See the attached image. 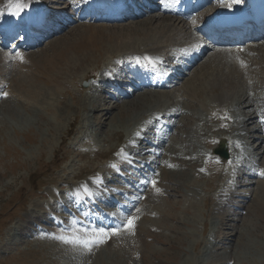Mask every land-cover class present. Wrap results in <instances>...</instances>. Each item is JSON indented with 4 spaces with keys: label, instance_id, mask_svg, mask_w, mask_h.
<instances>
[{
    "label": "rangeland",
    "instance_id": "rangeland-1",
    "mask_svg": "<svg viewBox=\"0 0 264 264\" xmlns=\"http://www.w3.org/2000/svg\"><path fill=\"white\" fill-rule=\"evenodd\" d=\"M55 1L50 0L49 5L56 7ZM153 16L158 17L157 14ZM60 17L62 15L56 18ZM145 20L108 25L82 19L42 46L22 51L20 55L29 53L30 56L22 62L15 58L17 54L13 59L18 62H12L6 54L8 51L0 48V264H264V176H248L264 170V152L260 149L264 144L258 147L260 142L233 144L230 141L234 161L248 164L246 171L226 165L206 168L205 160L194 161L196 163L186 166L188 168L169 166L168 170L177 172L176 177L159 181V192L152 186L143 185L135 198L129 195L133 198L132 203H127L124 191L129 190L132 183L139 182V169L136 161L121 164L124 162L118 161L121 150L116 149L118 146L127 149L137 131L145 130L146 123L152 122V114L180 108L174 113L182 121L165 148L188 154L190 159L208 152L206 138L213 136L211 129L216 125L195 124L199 117L197 110H204L202 101L215 108L214 97L218 94L225 96L223 100L226 99L227 105L229 101L243 100V96L250 93V97L257 95L258 102L264 97L262 86L246 77L245 71L241 72L245 75L243 79L229 75L231 71L227 64L239 62V57L244 56L219 52L214 62L204 59L206 55L199 56L193 63L194 68L175 90L147 92L115 104V109L123 107L126 114L121 119L118 110H114L111 121L106 120V113L91 110L90 103L94 102L96 108L100 94L94 93L90 81L99 77L119 52L100 50L98 62L90 63L78 74H64L69 54L97 50L101 46L100 40L110 38L111 32L116 30L122 32L128 28L127 32L132 33L131 36L125 34L129 36L126 39H130L128 42L131 41L135 49L148 48V41L152 39L159 42L160 33L155 34V29L162 24L165 26V22L158 20L148 28L141 23ZM77 26L81 30L87 28L78 38L73 36ZM103 27V31L99 30ZM95 31L99 34L88 38V33ZM61 40H65L64 43ZM179 40L177 44L172 43L174 47L180 45ZM57 42L59 45L55 44ZM181 42L188 45L190 41ZM201 44L199 47H203ZM261 49L264 50V46ZM245 51L249 54L247 57L260 61L256 55L259 50L250 47ZM208 55L213 56V53ZM212 68L218 72L211 73ZM250 68L248 72L255 70ZM86 73L87 87L83 88ZM4 92L6 97L2 95ZM92 95L98 97L96 101L91 99ZM241 107L245 108V105ZM207 112L202 113L207 116ZM161 121L163 119L159 124ZM195 125L196 130L189 132ZM220 134L225 133L220 131ZM255 137L261 138L259 134ZM147 156L145 154L143 158ZM116 161L120 164L114 173L105 170ZM184 161L187 163L186 159ZM99 178L106 183L101 191L111 194L112 199L107 200H115L117 204L102 208L107 210L104 216L110 218V223L96 227L89 223L96 215L77 212L74 205L87 202L81 203L75 197L76 190L89 179L94 185V179ZM129 216L137 217L134 235L122 231L94 247L91 253L75 251L52 238L62 229H69L75 217L76 227L109 228L124 223Z\"/></svg>",
    "mask_w": 264,
    "mask_h": 264
},
{
    "label": "bare ground",
    "instance_id": "bare-ground-1",
    "mask_svg": "<svg viewBox=\"0 0 264 264\" xmlns=\"http://www.w3.org/2000/svg\"><path fill=\"white\" fill-rule=\"evenodd\" d=\"M60 4H63V2L68 3V11H74L75 10V7L72 8V3L70 0H58ZM18 0H4L1 7H0V21L1 23L3 22H6L5 20L9 17L10 18V21L12 20L13 16L14 15H10L9 13H14V12H19V15H15V17L19 20L21 18V16L23 15L24 13V10L26 9V7H34L35 6V2L34 0H19L20 3H22L23 7L21 9H18L16 7V4H17ZM39 5L41 4H46L47 3V0H41L39 1ZM56 10H53L52 14L55 12ZM55 14V13H54ZM159 17V18H158ZM157 18H155L154 16H150L148 17L145 21L141 22L143 23V25H145V27L149 26L150 25H153L155 24L158 20H162V22H165V26H156V33L155 34H159L160 33V40L159 42H156L154 41L153 39L152 40H149L148 43L150 44L149 45V51H156V52H163L164 50H167V49H171V47L173 46L172 43H176L177 42V39H181V40H189V46L187 45V48H190L191 50H193L195 52V54L197 53H200L201 51H203L204 47H199L201 42H198V41H195L194 40V34L191 30H189L190 28H187V27H191L190 24L192 23H182L180 21H174V20H171V19H163V17L159 16L158 15ZM162 18V19H161ZM161 25V24H160ZM144 27V26H143ZM164 27V28H163ZM140 28V27H139ZM166 28V29H165ZM76 29V28H75ZM87 28L84 27V29H80L78 28L77 26V29L75 31V33L73 34L74 37H81L82 34L85 33ZM105 28L103 27V29H99V30H104ZM128 29V28H127ZM127 29H124L122 30V32H119L116 30V32H111L110 34V38H105L106 40H100V48H97V50H92L91 52H87L85 54H77V53H74L72 52V54H69L67 57H66V64H65V73L67 74H72V73H75V74H78V72H80V70H85L87 69L88 65H90V63H96L98 62V56H101V52L100 50H103V52H107V53H111V52H115V51H118L119 52V56H124V55H130V56H133V55H137V54H140V53H147L149 52L148 50H145L147 48H142V49H135L133 47V43L131 44V41L128 42L130 39H126L127 37L131 36V31L130 32H127ZM165 29V30H164ZM74 31V29H72ZM137 30V29H135ZM148 32L151 33V30L148 29L147 30ZM194 31H197L196 29H194ZM100 32V31H99ZM140 33L142 31H139ZM146 32V31H145ZM153 32V31H152ZM264 32V30H261V33ZM102 33V32H100ZM129 33V34H127ZM99 34L98 32H93V33H88V38H95L96 35ZM129 36H127V35ZM149 34V33H148ZM90 35V36H89ZM143 35H145L143 33ZM147 35V34H146ZM145 35V36H146ZM99 36V35H98ZM100 36H105V35H102L100 34ZM133 36V35H132ZM140 37V36H139ZM133 38V37H132ZM124 39V41H123ZM181 40H179L181 42ZM65 41V40H64ZM64 41L61 40L62 43H64ZM60 42V41H59ZM59 42L55 43L56 45H59ZM60 42V43H61ZM161 43V44H160ZM260 43V44H259ZM55 44L54 47L56 46ZM131 44V45H130ZM143 44V43H141ZM177 44V43H176ZM127 45H130V46H127ZM137 45V44H136ZM147 45V44H145ZM194 45V46H192ZM125 46V47H123ZM264 46V37H262L258 44L256 45L255 49L259 50V52H257V57L260 58V62L261 64H257V62L254 60V58L252 57H241L239 58V62H228L230 64H227V69H230L229 71L230 74L232 77H239L241 79L244 78L245 75H247L246 77H251L255 80L256 83L259 82V79H262L261 81H264V50L261 49V47ZM57 47V46H56ZM55 47V48H56ZM146 47V46H145ZM138 48V47H137ZM167 48V49H166ZM182 48V47H181ZM53 49V48H52ZM173 49H176V47L173 46L172 50ZM207 49V48H206ZM54 50V49H53ZM123 50V52H121ZM125 51V52H124ZM169 51V50H168ZM173 52V51H171ZM206 52V51H205ZM255 52V51H254ZM54 53V52H53ZM96 53V54H95ZM218 53V52H217ZM29 53H27L26 56L24 55H20V57H22L23 59H27L30 57L28 56ZM46 54V53H45ZM49 55V54H48ZM204 55H207V53ZM32 56H33V53H32ZM46 56V55H45ZM209 56V55H208ZM217 55H213V56H209L208 59L209 60H214L215 57ZM1 57L7 59V56L5 55H2ZM47 57V56H46ZM55 57V56H54ZM53 57V58H54ZM233 57V56H232ZM256 57V58H257ZM15 58H18L20 59L19 57H15ZM194 59V61H197V58H195L194 56L193 57H184L183 61H191V59ZM47 59V58H46ZM203 59V58H202ZM216 60V59H215ZM259 60V59H258ZM221 61V60H219ZM200 62V61H199ZM197 63V62H196ZM220 63V62H219ZM217 64V62H216ZM224 64V63H223ZM226 64V63H225ZM241 64L245 65V66H241ZM202 67H203V64H202ZM218 67V65H217ZM252 67V68H255V73L254 71H250L248 72L249 68ZM184 68V67H183ZM194 68V65L192 66V68H186V69H183V71L185 72H189L191 71V69ZM60 69V68H59ZM58 69V71H60ZM211 69V68H210ZM219 69V68H218ZM251 69V68H250ZM63 70V69H62ZM209 69H207L208 71ZM29 71V69H28ZM195 71V70H194ZM211 71V73L213 72H218V70L212 68V70H209ZM242 71H245L243 75L241 72ZM210 73V74H211ZM249 74V75H248ZM209 75V74H208ZM24 76V74H23ZM72 76V75H71ZM202 76V75H201ZM204 77H206V74H203ZM26 77V76H24ZM29 77V76H27ZM85 78V77H84ZM238 78V80H239ZM201 79V78H200ZM250 79V78H249ZM108 82L107 78L105 76H103L100 81L98 82V87H96L95 89V93H99L97 95L100 96V99H99V102L97 103L96 105V108L94 107V102L93 101H96V97H93V95L91 97V99H94L92 102L93 103H90L91 102V99H90V106H93L91 108V110L93 111H98L99 113H106L104 116H106V120H112L114 118V116L111 117V112H113L114 110H118V112L121 114L120 118L123 119L125 117V111H124V108L121 107V108H117L115 109L114 107L116 105H118L119 103L121 102H116L113 100V98H110V99H106L105 97H103L104 93L99 90L98 88H100L101 85H106ZM194 83V82H193ZM255 83V84H256ZM197 84V83H196ZM225 84V83H224ZM196 86V85H195ZM227 86V85H226ZM253 89V88H252ZM93 90V89H92ZM216 92V91H215ZM90 93V92H89ZM93 93V92H92ZM246 93V92H245ZM244 93V94H245ZM91 94V93H90ZM168 93H166L167 95ZM197 94V92H196ZM253 94V93H252ZM251 93L249 95H244L243 96V100H238L237 102L235 103H232L231 106L233 104H236V105H245V108L244 111L247 113V115L242 119V121H239L241 123V129H240V132H239V136H246L247 139H250V140H253L254 138V134H261L264 132V127L262 126H259V127H255L254 129H249L248 128V125L251 124V122L253 121V115L255 113H252V110L254 108V103L256 102L255 99H252L250 97ZM260 96V95H258ZM263 96V95H262ZM89 97V96H88ZM225 96H223L222 94H218L216 95L214 98L215 100L218 99V103L221 104V101H223ZM221 100V101H219ZM263 101V100H262ZM113 102V103H112ZM116 104V105H115ZM120 106V105H119ZM177 111H180V108H177L175 109L174 111L171 110V112H165V117H171V118H174V117H177L176 114L174 112H177ZM222 113L224 115H226V111L225 110H222ZM197 121L200 120L199 117L197 116ZM181 119V118H180ZM105 120V121H106ZM182 120V119H181ZM226 122H222V126L225 124ZM104 126V125H103ZM89 128V127H88ZM245 138V137H244ZM130 139V138H129ZM129 141V140H128ZM144 142L145 139H135V144H138V145H141V142ZM220 142L221 141H224V139L220 138L219 140ZM260 141V140H259ZM127 145V144H126ZM125 145V146H126ZM166 145V144H165ZM168 145V144H167ZM262 144H259L258 147H260ZM121 147H117L116 149H120ZM259 149V148H258ZM262 150V152H264V149H262V147L260 148ZM140 150V148L138 147H133L132 144L129 145L128 149H127V152L128 154H131V153H136ZM110 151V150H109ZM188 153V152H187ZM109 154V152H108ZM107 154V155H108ZM106 155V154H105ZM192 155V154H191ZM103 156V155H102ZM186 156V158H185ZM196 157L195 159L199 158L198 156H194ZM184 159H186L187 163H185ZM149 163H153V164H157V168L156 170L154 171L153 173V179L156 181L158 180H162V181H166L169 177V179H171V177L177 175L176 171H170L167 169L168 166H174V167H186V166H193L194 165V161H191L190 159V156L188 154H183L181 152H178V151H175L173 149H169L167 150L166 152H163V154H161V157L159 159H156V158H149L148 159ZM170 168V167H169ZM188 168V167H186ZM180 173V172H179ZM183 174H186L184 172H182ZM155 174V175H154ZM182 174V175H183ZM176 177V176H175ZM168 179V180H169ZM80 181V180H79ZM223 202V201H222ZM232 226V225H231Z\"/></svg>",
    "mask_w": 264,
    "mask_h": 264
},
{
    "label": "snow or ice",
    "instance_id": "snow-or-ice-1",
    "mask_svg": "<svg viewBox=\"0 0 264 264\" xmlns=\"http://www.w3.org/2000/svg\"><path fill=\"white\" fill-rule=\"evenodd\" d=\"M239 2V0H237ZM16 7L18 9H21L23 7L22 3L17 2ZM10 15H19V12L9 13ZM17 57L21 59V62L23 60L22 57H20V54L17 53ZM243 67L244 65L241 64ZM3 96H7V93H2ZM227 118V117H225ZM157 119H159L157 117ZM264 123V121H262ZM139 136V133L136 134ZM239 147V145H237ZM121 156L126 157V154L123 152V149L120 153ZM231 163V161L229 162ZM111 167L115 168L116 165H111ZM203 171V169H201ZM259 175L264 176V170H261L259 172ZM149 183L152 184L153 188L156 192H159L158 188H155L156 181L151 180ZM85 193H87V188L84 187ZM142 198V197H140ZM139 211V209H137ZM137 217L129 216L126 221L122 224H117L115 227H109V228H86V227H76V221L72 222V226L69 229H62L59 235H55L52 238L57 240L63 245H66L70 248H72L75 251H80L82 253H91L92 249L94 247H98L101 244H104L107 242L109 238L112 236L119 235L122 231H126L130 235H134V229H135V221Z\"/></svg>",
    "mask_w": 264,
    "mask_h": 264
}]
</instances>
